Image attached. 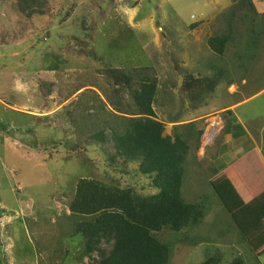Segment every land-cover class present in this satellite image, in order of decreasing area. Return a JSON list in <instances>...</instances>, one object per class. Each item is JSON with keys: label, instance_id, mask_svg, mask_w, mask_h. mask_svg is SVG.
<instances>
[{"label": "rangeland", "instance_id": "1", "mask_svg": "<svg viewBox=\"0 0 264 264\" xmlns=\"http://www.w3.org/2000/svg\"><path fill=\"white\" fill-rule=\"evenodd\" d=\"M46 1L52 10V8L59 6L62 0ZM126 2L128 4L125 6ZM117 3H124L115 9L118 14L112 10L113 7L109 0H102L100 6L105 15L100 23H94V33L91 32V34L95 36L92 42L95 47L92 49L103 56L111 66L124 70L135 66L146 67L150 65L152 58V61L156 62L162 58V55L165 56V53L176 54L181 49L174 43L167 45L168 48L164 46L168 39L167 36L171 37L175 29L189 24L199 14L203 19L201 22L203 24L197 26L199 27L198 32L196 31V35L193 36V39L195 38L193 40L195 54L189 51V59L184 57L181 61L184 64L187 63V70L196 77L215 76L218 81L212 92L195 102H191L185 94L180 95L179 92L182 91L179 90L182 87L180 78L175 84V89L164 90L161 88L154 104L156 120L163 125L165 123L166 126L167 115L170 116L169 118L174 116L178 118L179 116L181 119H190L211 113V116L206 118L205 126L211 124L214 132L222 124L224 126V122L225 126L227 125L228 113L220 114L224 111L223 107L240 102L236 107H233L234 113L253 136L261 138L262 150L264 151V32L259 35L253 34L251 40L254 41H246L247 38L245 40L235 39L234 44H231L229 49L227 48L226 54L219 57L212 54L205 44V40L210 34L215 33L218 13L228 7L232 0H123V2L118 1ZM256 7L258 12L262 13L264 0H256ZM131 11L134 13V24L138 28H129L128 14ZM48 14L50 15L51 11ZM90 18L94 21L97 17L91 13L87 19ZM143 19H145V24L141 22ZM47 20V15L45 18L43 15L35 19H25L17 13L13 6L12 8L9 7L8 2L2 5L0 0V42L5 47L10 46L9 49L2 47L0 53L5 52L6 54L12 50L8 41L16 42V72L23 74L19 76V80L16 74L18 80L16 85L20 83L27 88H33L35 93L40 94L44 89L48 90V87L50 89L55 86L66 95L72 93L71 100L74 99L75 92L79 87L83 85L91 88L96 87L101 92L100 96L97 95V100L95 98L99 104L94 102L93 113L88 112L89 109L87 108L85 110L87 111L86 115L95 114L97 125L102 124L100 127L104 129L106 124L101 123L103 119H107L112 125L116 124V121H111L113 119L108 116H114L113 110L116 111L113 102V87L108 88L106 77L98 73L95 58L87 60L83 57V53H78V57H71L70 54L74 52L72 53L69 48H65L63 55L69 54L71 59H68L69 65L59 75L58 72L52 74L53 71H57L56 69L50 71V69L45 68L46 61H41L34 49L33 53H31L32 51L28 52V47L36 42L31 40L30 35L42 30ZM194 23H199V20H195ZM151 24L156 31L164 25L162 39L159 35L162 34V31H159L156 35L157 40L149 41L154 37ZM56 32H59L58 27L54 34ZM88 33L89 31H86V34ZM183 34H185V30ZM58 35L60 34L58 33ZM84 43L90 44V41L85 39ZM194 43L191 41V45ZM248 43L251 45L250 51L245 49V45ZM41 47L40 44L38 50L44 48ZM183 49H185L184 46ZM188 49H190L189 46ZM18 57L20 58L17 59ZM195 58H207L208 63L206 64V61L202 60L197 62ZM193 59L194 61H192ZM159 63L160 65L154 63L153 69L156 71H154L156 79L159 78L160 83H163L162 77L166 75L161 74V72H170L171 65L167 62L163 63V61ZM0 65L3 68L5 64L0 63ZM179 65L182 66V64ZM18 67L20 68L19 71ZM35 69L46 72L44 74L38 73L34 71ZM54 75L55 77H53ZM56 75L59 77L58 79H56ZM48 80L52 83L47 82ZM4 83L3 89L10 90L11 82L6 80ZM40 83L43 84V88L39 85ZM164 83L170 84L169 82ZM230 84L239 87L235 94L227 92ZM163 91L167 96L169 94L171 96L163 97ZM10 93L13 92L10 91L6 97L0 98L4 102L10 101ZM84 95L85 93H83ZM87 95L84 98H87ZM43 96H47L46 92ZM88 97L90 102L94 100L92 96ZM40 99L43 100L41 97ZM120 100L123 107L132 115L134 110L129 105L130 101L127 97L123 96ZM163 101L164 103H162ZM68 105L63 110L68 106L70 112L72 107H77L78 104L71 102ZM124 105H129V107ZM162 106L165 107L166 112ZM55 108L52 105L50 110H55ZM29 110L32 111V109ZM218 110L220 112L217 113ZM0 115L5 117L4 124L0 120V264L88 263L89 259L87 258L81 262L77 258L81 250V238L72 234L76 217L69 216L67 206L74 195L75 185L79 179L93 178L107 182V179L104 178L103 167L111 162L113 150L110 144L99 145L90 140L89 135L93 132V127L77 137V129H68V127L61 129L55 123H51L50 127L48 125L40 126V122H35L36 119H32L28 115L10 112L1 104ZM8 116L16 120L15 124L24 125L21 126L25 127L24 131L32 133L31 137H23V139L31 141V147L10 141L8 137L17 134L21 127L19 128L18 125L16 128L11 126V121L7 120ZM117 118L121 119L122 117ZM165 128L166 132H172L170 126ZM184 129L185 127L180 126L177 130L181 133ZM195 129L198 130V127ZM109 134L106 130L105 135L109 137ZM78 140L86 143L87 154L77 158L61 154L59 157L58 155L54 156L52 161H42L45 155L40 152V149L52 144H59L62 147H57L63 151L68 146L77 143ZM190 143L191 151L194 153L195 148L192 139H190ZM36 147L38 148L34 149ZM94 158L100 160L102 166L93 167L90 160ZM192 165L193 160L188 157L185 165L187 173L184 174L182 184V195L187 202L194 197V193H191V175L188 173V168ZM112 167L107 169L110 173L125 172L121 159L113 161ZM114 168L116 169L113 170ZM122 178H126L125 175ZM202 183L203 185H198L199 187L195 191L200 196L205 194L202 201H196L202 202L205 208L206 215L204 214L202 224L189 230V232L182 230L174 233L164 230L158 234L159 239L169 245L170 259L168 264H200L213 255L220 256L221 264L230 263L233 256L238 255L247 264H252L256 258L260 264H264V255L254 256L240 242L233 232L236 227L230 215L218 200L211 186L204 180ZM249 190H251V186H249ZM227 222H231L229 225L226 224L231 232L226 234L224 226ZM190 237H195L196 240H189ZM237 248L242 251H238Z\"/></svg>", "mask_w": 264, "mask_h": 264}, {"label": "trees", "instance_id": "2", "mask_svg": "<svg viewBox=\"0 0 264 264\" xmlns=\"http://www.w3.org/2000/svg\"><path fill=\"white\" fill-rule=\"evenodd\" d=\"M7 2L25 19L43 15L45 18L47 15L45 27L30 35L31 40L36 42L28 47L29 53L35 51L41 61H46L45 68L63 71L69 65L70 55L78 57L83 53L87 60L95 58L98 73L106 77L108 88L113 87V102L121 105L120 98L126 96L134 110L132 117L121 118L114 126L107 124L109 137L105 135V130H94L89 136L96 144H110L113 153L111 162L103 167L107 182L93 178L79 179L67 206L69 216L76 217L72 234L81 238L78 260L89 259L85 264H168L170 248L159 239L158 234L164 230L189 232L202 224L205 214L202 202H187L182 195L185 161L189 153V142L184 135H193L191 126L185 127L186 134L174 132L172 136L164 135V125L156 120L153 109L158 85L153 67L127 70L113 67L92 49L95 46L84 43L87 39L92 44L95 39L91 34L94 33V23L104 19L105 13L100 6L102 0H62L52 10L46 0H1L2 5ZM109 2L117 14L114 0ZM97 6L101 7V12ZM258 11L256 0H232L228 7L220 10L216 17L215 33L206 40L212 54L221 57L235 39L254 41L251 40L253 34H262L264 10L262 13ZM91 13L96 15V20L93 21L92 17L87 19ZM57 27L60 35L57 32L54 34ZM86 31L89 33L86 34ZM40 44L44 48L38 50ZM65 48L74 53L63 55ZM250 48V43L245 45L246 51H250ZM171 67L180 74L181 90L191 102L200 101L204 95L212 92L218 81L215 76L195 77L180 70L176 64ZM37 69L34 71H39ZM45 90L42 95H45ZM82 142L72 144L63 151L57 147H62L59 144L46 146L40 149L45 155L42 161H52L54 156L61 154L73 158L87 154L86 143ZM31 145L27 144L28 147ZM116 159L122 160L125 172L110 173L107 170L113 168L112 162ZM90 161L93 167L102 166L97 158ZM234 173L233 170L223 172L211 178L210 185L239 228L237 237L252 253L254 245H264V240L256 239L264 229L261 200L264 193L251 199L252 195L245 184L234 182L236 184L233 185V179H239ZM123 175L126 178H122ZM189 240L196 239L190 237ZM221 262L220 256L213 255L200 264ZM256 263L254 259L252 264ZM228 264L247 263L238 255L233 256Z\"/></svg>", "mask_w": 264, "mask_h": 264}, {"label": "crops", "instance_id": "3", "mask_svg": "<svg viewBox=\"0 0 264 264\" xmlns=\"http://www.w3.org/2000/svg\"><path fill=\"white\" fill-rule=\"evenodd\" d=\"M118 1L123 2V0H114L116 9H118L120 4H124V3H117ZM127 4L128 3L126 2L124 5L126 6ZM133 15L134 13L132 11L129 12L128 14L129 28L131 27L138 28L137 25L134 24ZM195 20L196 21L199 20V23H194ZM195 20L190 21L189 24L183 25L184 27L182 28L175 29L171 37L167 36L168 39L164 46L168 48L169 46L167 45L174 43V45H176L177 47L181 49L180 51H178L174 55L165 53V56L162 55V58L156 62L152 61L153 60L152 58L150 60V65H147L146 67L152 66L154 68V63L160 65L159 62L163 61V63L167 62L170 65L176 64V66L180 70L186 71L188 68V65H186L187 63L185 64L182 63V61L184 57L189 59L190 57L189 51L194 52L195 43L193 40H195V38L193 39V36L196 35L195 34L196 31L198 32L199 27L197 26H200L203 24L201 23L203 19L200 14ZM141 22L142 24H145V19H143ZM163 27L164 25H162L161 29L158 28L156 31L152 26V30L154 32V37H153L154 40L150 39L149 41L153 42L157 40L156 35H158L159 31H162V34H159L162 39V35H164ZM184 30H185V34H183ZM211 35L212 34H210L208 37H210ZM206 40H205V44H206ZM191 41L194 43L193 45H191ZM8 44L12 46V50L8 51L6 54L5 52L0 53V63L5 64L3 68H1V65H0V77H1L0 78V97L2 96L6 97L8 92L10 91L13 93L9 94L10 101L4 102V100L0 98V102H1L0 104L3 108L9 110L10 112L28 115L32 119H36L35 122L37 123L40 122V126L48 125V127H50L51 123H55L56 126H60L61 129L62 127H68V129L69 128L77 129L76 131L77 137L83 135L86 131H89L90 127H93V131L95 129L105 130V131L107 130L110 133L109 125H107V124H110V121H108L107 119L102 120L101 123L106 124L105 129H104L103 127H100L102 124L97 125V122H96L97 116H95V114H92L90 116L86 115L87 111L93 113L95 109L94 102L96 104H99L95 101V98L97 100L98 96H100V93H101L98 88L96 87L91 88L90 86L83 85L76 90L75 92L76 95L74 99L71 100L70 96L72 93H70L69 95H66L64 94V92L62 93L60 89L58 90V88H56L55 86L50 88L49 90H45L47 96L44 97L42 94L38 92L35 93V90L33 88H27L20 83L16 85V83L19 80V76L23 74H19L16 72V42L8 41ZM0 45H1L0 49L2 47L8 48V49L10 48V46L5 47L4 44H2V42H0ZM90 45L92 44L90 43ZM152 45L153 47H155L154 44ZM183 46L185 49H183ZM188 46L190 47V49H188ZM170 47L173 48V46H170ZM19 58L20 57H18L17 59ZM195 60L197 62L202 60V61H206V64L208 63L207 58L205 59L195 58ZM192 61H194V59ZM179 64H182V66H180ZM135 67H141V66H135ZM19 70L20 68L18 67V71ZM170 70H171L170 72H166V73L161 72V74L166 75V76L162 77L163 83L162 82L160 83L159 78H158L157 93L155 96V100H157V96L161 88L164 90H167V89L173 90L175 89L176 82L178 83L179 78L181 79L180 74L178 72H175L171 66H170ZM36 72L44 74L46 71H43V72L36 71ZM57 72L59 73V75H61V70L53 71L52 74H57ZM187 72L190 74H193L188 70ZM16 74L18 75V80L16 79ZM53 77H55V75ZM58 78L59 77L56 75V79ZM6 80H9L11 82L10 90L8 91L6 89H3V86L5 85L4 81ZM47 82L52 83L50 80H48ZM164 82H169L170 84H165ZM180 89L181 88H179V90ZM238 89L239 87L237 85L230 84L227 88V92L229 94H235L238 91ZM83 93H85V95L88 94L87 98H84L85 95L83 96ZM179 93L180 95L184 94L183 91H180ZM88 96H92L94 100L90 102L88 100L89 99ZM170 96L171 94L167 96L163 91V97L167 98ZM40 97L43 98V100L40 99ZM71 102H74V103L76 102L78 105L77 107L73 106L72 110L69 112L68 104H70ZM162 103H164V101ZM162 103L160 104L162 105ZM166 103L169 104V102H166ZM239 103L240 102L223 107L224 109L223 112H220V110L217 111V113L220 112V114H224L225 112L228 113V117L226 119L227 125L225 126V122H224V126L222 124V126L218 127V130L214 132L212 130L211 124H209L208 126H205L206 118L208 116H211V113L196 116L190 119H181L179 118V116L178 118L176 116H174L173 118H169L170 116L167 115L166 126L168 127L170 126L172 132H166L165 123L164 121H162L164 123V135H168V136H172L174 132L180 133L177 130L178 127L180 126H183V127H186L187 125L191 126L193 135H186V136L184 135L185 138L187 137V141L189 142V153L186 157L185 165L187 164L188 157H190V159L193 160V165L192 167L188 168V173H190L191 175L190 176L191 177L190 183H191V190H192L191 193H194V197L192 200L188 202L195 203L197 200H200L204 197L205 194L200 196L198 195L197 192H195L197 191L199 187L198 185H203L202 183L203 180L207 184L210 185L211 178H214L215 176H218L221 173L230 171V170H233L235 172L234 174L236 175V178L239 177V179H233V185L236 183H241L242 185L245 184L248 187V189H249V186H251V190H249V192L251 191L250 194L252 195L251 199H255L258 196H260L262 193H264V151L262 150L263 148H262L261 138L260 137L258 138V136L257 138L253 136V134L249 130H247L245 126L242 125L241 121L239 120V117L234 113L233 107H236V105H238ZM154 104H155V101H154ZM154 104H153V109H154ZM52 105L56 107L55 110H50ZM66 105L68 106L63 110V108ZM91 105L92 107H90ZM114 105H115V110H116V111L113 110L114 116L108 115L110 118L113 119L111 121H114V122L116 121V124H117L118 122H120V120L117 117H122V118L132 117L131 113H129L123 107L122 104L120 105L118 103ZM43 106H46V107L43 108ZM87 108L89 110H87ZM29 109H32V111ZM163 109L166 112L165 107H163ZM154 113L156 117L155 110H154ZM60 114L62 115L59 116ZM3 115H0V120L4 124L5 117ZM12 119L9 116L7 118V120L11 121V126L16 128L18 124H15L16 120L14 118ZM216 124H219V123H216ZM113 125L111 124V126ZM21 126H24V125H18L19 128ZM195 127H198V130H196ZM23 129H25V127H21L20 129H18L19 131L17 132V134L15 133L14 135L8 137L12 143L16 142V143H23L27 145L31 142V141H27L23 139V137H27V136L31 137L32 133L28 131H24ZM220 130H223V131H220ZM198 131H201L199 132L200 133L199 135H197ZM181 133H185V132L183 131ZM190 139H192V144H193V147L195 148L194 153H192L191 151ZM78 142H80V140H78ZM186 173L187 171L185 167V174ZM261 200H263L262 205L264 206V197H262ZM255 214H256V210H255ZM229 223L231 222L225 223V226H224V229L226 230V234L230 231V229L226 227V224L229 225ZM235 227L236 228L233 229V232L237 235L238 233L237 229L239 228L237 227L236 224H235ZM257 237L256 239H258V241L259 239L264 240V229H263V232L258 233ZM240 242L243 245H245L247 249L249 250L248 246L243 241H240ZM237 250L240 252L242 251L238 248ZM251 252H252L251 254H253L254 256L264 255V245L262 247L260 246L257 247L254 245V249H252ZM257 262L260 264L258 260Z\"/></svg>", "mask_w": 264, "mask_h": 264}, {"label": "bare ground", "instance_id": "4", "mask_svg": "<svg viewBox=\"0 0 264 264\" xmlns=\"http://www.w3.org/2000/svg\"><path fill=\"white\" fill-rule=\"evenodd\" d=\"M240 181V180H239Z\"/></svg>", "mask_w": 264, "mask_h": 264}]
</instances>
